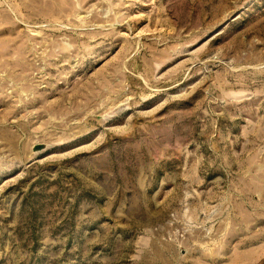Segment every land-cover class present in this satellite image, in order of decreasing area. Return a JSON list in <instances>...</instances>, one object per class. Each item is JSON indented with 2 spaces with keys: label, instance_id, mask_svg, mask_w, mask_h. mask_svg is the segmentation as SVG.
<instances>
[{
  "label": "rangeland",
  "instance_id": "rangeland-1",
  "mask_svg": "<svg viewBox=\"0 0 264 264\" xmlns=\"http://www.w3.org/2000/svg\"><path fill=\"white\" fill-rule=\"evenodd\" d=\"M0 264H264V0H0Z\"/></svg>",
  "mask_w": 264,
  "mask_h": 264
},
{
  "label": "water",
  "instance_id": "water-1",
  "mask_svg": "<svg viewBox=\"0 0 264 264\" xmlns=\"http://www.w3.org/2000/svg\"><path fill=\"white\" fill-rule=\"evenodd\" d=\"M41 147V145H38V147L37 148H40Z\"/></svg>",
  "mask_w": 264,
  "mask_h": 264
}]
</instances>
